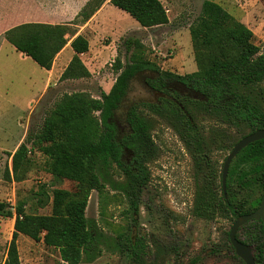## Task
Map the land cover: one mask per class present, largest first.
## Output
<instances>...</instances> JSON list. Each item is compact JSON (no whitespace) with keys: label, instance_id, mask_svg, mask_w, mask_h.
I'll use <instances>...</instances> for the list:
<instances>
[{"label":"trees","instance_id":"trees-1","mask_svg":"<svg viewBox=\"0 0 264 264\" xmlns=\"http://www.w3.org/2000/svg\"><path fill=\"white\" fill-rule=\"evenodd\" d=\"M105 1L87 2L70 25L21 24L7 30L4 39L48 71L70 38L74 54L60 79L88 78L90 73L79 55L88 51L89 43L77 35L73 26L86 23ZM110 4L145 29L169 23L160 0H110ZM189 35L195 72L177 75L163 71L147 59L145 47L138 39L126 38L129 61L122 64L116 58L114 69L118 76L108 93L102 92L99 98L87 92L63 94L47 112L40 128L27 133L9 154L11 173L16 177L24 169V159L33 153V148H39L51 162L52 178L69 181L74 188L72 191L54 188L49 193L46 186H41L36 197L40 206L50 204L51 212L46 215L27 212L24 201H18L14 207L0 202V217H14L3 264H20L17 248L20 235L56 249L63 264L91 263L100 257L111 244L85 215L90 193L96 191L99 195L101 216L108 198L106 185L125 198L126 213L131 218L138 213L140 193L150 179L147 167L157 155L152 138L156 117L174 129L193 153L198 168L201 155H208V150L201 128L193 121L192 109L229 126L246 124L251 132L263 128L264 111L257 98L264 92V52L254 43L253 32L220 4L204 0L199 15L189 26ZM137 77L143 78V85L156 99L133 100L125 106ZM174 82L183 87L182 92L170 85ZM65 135L69 138L64 139ZM233 162L229 179L234 167L239 166L240 186L248 192L251 173L256 172L264 191V140L249 144ZM206 170L205 181L195 195L196 218L207 220L216 214L229 218L249 212L247 199L241 201L240 207L235 205L229 183L227 197L218 196L214 189L216 171L211 165ZM114 177L122 182L113 181ZM117 239L118 249L126 247L135 261L142 258L144 243L140 237L133 240L119 234Z\"/></svg>","mask_w":264,"mask_h":264},{"label":"rangeland","instance_id":"rangeland-1","mask_svg":"<svg viewBox=\"0 0 264 264\" xmlns=\"http://www.w3.org/2000/svg\"><path fill=\"white\" fill-rule=\"evenodd\" d=\"M168 1L173 3L168 7L169 23L153 29L140 27L129 14L109 5L103 14L106 22L112 24L97 29L98 34L94 36L88 34L90 52L81 57L90 77L61 80L58 73L44 92L48 80L46 70L4 39V33L16 24L9 22L11 18H0V202L14 207L18 201H24L27 212L46 215L51 212L50 204L42 207L36 197L41 186H46L49 193L54 188L73 190V183L52 178L51 162L39 148H33V153L24 159V169L16 177L11 173L9 154L18 148L27 133L40 128L47 112L63 94L83 91L99 98L102 92L108 93L118 76L114 69L116 58L122 64L129 61L130 53L124 45L126 38L138 39L145 47L147 59L163 71L185 75L197 70L189 26L199 15L204 0ZM218 1L226 4L225 9L253 32L254 43L260 52H264V0ZM9 5L15 6V0H0V16L2 13L7 16ZM72 54V49L68 48L60 60L70 58ZM170 85L183 91L176 82ZM154 99L156 95L143 85V78L137 77L125 106L133 100ZM257 99L264 111V92ZM191 112L207 144L216 171L215 192L221 196L222 163L233 146L250 134L251 129L246 124L229 126L220 123L194 109ZM155 121L152 138L157 155L147 167L150 179L140 193L138 213L131 218L126 213L125 198L106 185L108 198L103 203L104 214L101 216L99 195L96 191L90 193L85 215L96 223L111 245L105 247L93 262L84 264H244L235 255L228 239L234 217L216 214L212 219L204 220L194 216L199 185L190 151L166 121L158 117ZM120 127L125 130L122 122ZM68 138L64 136V139ZM113 181L121 183L122 179L114 177ZM247 193L241 191L239 198L247 199ZM13 223L14 217H0V264L6 257ZM119 234L143 240L144 251L139 261L133 259L126 247L123 250L117 248L115 243ZM237 236L243 243L249 241L243 231ZM17 248L20 264H63L59 252L42 241L35 242L20 235Z\"/></svg>","mask_w":264,"mask_h":264},{"label":"crops","instance_id":"crops-1","mask_svg":"<svg viewBox=\"0 0 264 264\" xmlns=\"http://www.w3.org/2000/svg\"><path fill=\"white\" fill-rule=\"evenodd\" d=\"M89 1L90 0H15V6L9 5L7 16L5 14L3 15L2 13L0 18L5 17L7 18V20L11 18V21L9 22L12 24H16V26L27 23H39V24H49V25H70V23L73 22V20L76 18V16L81 11V9ZM160 1L163 4L164 9H168L170 5L171 6L173 5V3L169 2L168 0H160ZM226 1L228 3L230 2L233 3L234 1L236 2L237 0H225V2ZM187 2H189V0H187ZM216 3L221 4V6L224 9L227 6L226 4H222L218 0ZM109 5H111L110 0H106L104 4L101 6V8L86 23H84L83 25L73 26V28L77 29V35H81L88 40L89 39L88 34L94 36L95 34H98V32L96 31L97 29H100L103 26L111 25L112 23L106 22L105 16L103 14L104 11L109 7ZM168 13H170V10ZM69 40L70 41H68L66 46L62 49V51H60L58 55L55 57L52 68L48 71L46 70L48 75V80L44 84L43 92L45 88H47L50 85L52 78H54L58 73H60L61 75L65 70V68L67 67V65L69 64L74 54L73 51H72L73 54L70 58L60 60L65 50L71 48L70 42L72 39L69 38ZM89 52L90 50L88 49V51L85 54L79 55L83 64L84 61L82 60L81 57L85 56ZM59 61L60 64L58 65ZM56 66H58V70H56L57 68ZM43 92L40 95H42Z\"/></svg>","mask_w":264,"mask_h":264},{"label":"flooded vegetation","instance_id":"flooded-vegetation-1","mask_svg":"<svg viewBox=\"0 0 264 264\" xmlns=\"http://www.w3.org/2000/svg\"><path fill=\"white\" fill-rule=\"evenodd\" d=\"M236 156H235V158H236ZM226 157H225V159H224V161L222 163L221 173H220L221 195L224 198L227 197V183H229L230 184V189H231V187H233L232 193H233V197H234V203H235V205H237L238 207H240L241 201H242L241 198H239L240 192L241 191H246V190L243 189L240 186V172H239L240 167L239 166H235L234 167L233 176H232L231 179H229L230 178L229 177L230 166H231V164H232L233 161L235 162V158L231 161V163L229 165V168H228V171H227V174H226V179H225V186H226L225 194L223 192V188H222V174H223V165H224V162L226 160ZM190 158H191V161H192V166L194 168V172L198 176L196 178L197 179V184L198 185H201L205 181V175H207V170H206L207 169V166H210L211 165L213 167V162L211 161L209 155H206V154L201 155L200 159L203 158L201 160L202 161L201 162V166H199L201 168V170H202L201 171L200 168H198L197 164L195 163L196 158L194 157V155H193L192 152H190ZM234 162H233V164H234ZM215 176H216V172H214V177ZM250 182H251L252 185L250 186V188L248 190V194L249 195H248V198H247V200L249 202V205H250L249 206L250 210L247 213H242V214H240L238 216H232V217L235 218L234 222L239 217H241V216L253 214L254 212L257 211V209L260 206L262 197L264 195V191L260 187V183H259L260 182V179H259V176H257V173L256 172H252L251 173ZM214 189H216V188L214 187ZM240 231H243L245 234H247L248 239H249V241L247 243H243L242 241L238 240L237 233L240 232ZM228 239H229V234H228ZM236 239L240 243H242V244L247 245L248 247H250L252 256L254 258V264H264V226H263V223H262L261 219H259V220H251V221H248L247 223L242 224L237 229V231H236ZM229 243H230V241H229ZM230 245H231V243H230ZM232 249H233V251L235 253V250H234L233 247H232ZM235 255H236V253H235Z\"/></svg>","mask_w":264,"mask_h":264},{"label":"water","instance_id":"water-1","mask_svg":"<svg viewBox=\"0 0 264 264\" xmlns=\"http://www.w3.org/2000/svg\"><path fill=\"white\" fill-rule=\"evenodd\" d=\"M264 140V120H263V128L258 129L247 136L240 139L232 148V150L229 152V154L226 157V160L223 165V174H222V188L223 192L225 194L226 186H225V179L226 174L229 168V165L231 161L235 158V156L244 148H246L249 144ZM261 219L263 226H264V195L262 197L261 203L259 208L256 212L249 215H244L239 217L232 225L230 232H229V241L231 243V246L234 248L236 255L244 262V264H254V258L251 253L250 247L247 245H244L240 243L236 239V231L237 229L244 223H247L251 220H259Z\"/></svg>","mask_w":264,"mask_h":264},{"label":"built area","instance_id":"built-area-1","mask_svg":"<svg viewBox=\"0 0 264 264\" xmlns=\"http://www.w3.org/2000/svg\"><path fill=\"white\" fill-rule=\"evenodd\" d=\"M164 10H165L166 14L169 12V10H168V9H164Z\"/></svg>","mask_w":264,"mask_h":264}]
</instances>
